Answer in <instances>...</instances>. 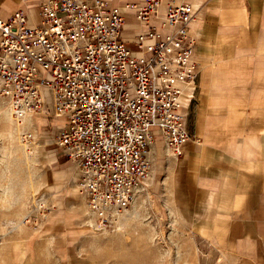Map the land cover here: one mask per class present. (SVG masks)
I'll list each match as a JSON object with an SVG mask.
<instances>
[{"label": "crops", "instance_id": "crops-1", "mask_svg": "<svg viewBox=\"0 0 264 264\" xmlns=\"http://www.w3.org/2000/svg\"><path fill=\"white\" fill-rule=\"evenodd\" d=\"M44 1L0 0V20L21 9L36 24ZM106 1L121 8L120 39L131 49L149 27L166 33L169 5L197 9L189 25L197 90L183 112L188 140L175 157L158 131L150 139L152 180L167 187L195 247L177 264H264V0H158L146 23L133 7L123 9L145 0ZM9 115L0 96V264H65L96 222L75 164L55 145L65 121L40 112L16 124ZM18 130L32 134L28 151ZM38 198L53 205L44 218Z\"/></svg>", "mask_w": 264, "mask_h": 264}, {"label": "built area", "instance_id": "built-area-1", "mask_svg": "<svg viewBox=\"0 0 264 264\" xmlns=\"http://www.w3.org/2000/svg\"><path fill=\"white\" fill-rule=\"evenodd\" d=\"M26 1V0H24ZM158 0L134 8L146 23ZM40 20L26 10L0 20V96L16 123L49 112L65 125L55 145L75 164L76 184L97 224L127 210L151 173L150 139L160 133L180 157L188 140L184 110L195 98L196 39L189 25L197 9L169 5L159 34L149 27L134 49L121 41V8L106 0H46ZM28 144L31 133H21ZM43 218L48 208L40 198Z\"/></svg>", "mask_w": 264, "mask_h": 264}, {"label": "rangeland", "instance_id": "rangeland-1", "mask_svg": "<svg viewBox=\"0 0 264 264\" xmlns=\"http://www.w3.org/2000/svg\"><path fill=\"white\" fill-rule=\"evenodd\" d=\"M20 133L17 142L28 151ZM151 176L129 208L105 227L90 219L86 236L74 245L77 254L65 264H177L180 255L195 248L169 207L167 187L158 179L153 182Z\"/></svg>", "mask_w": 264, "mask_h": 264}]
</instances>
